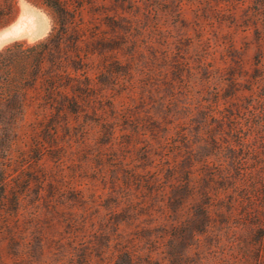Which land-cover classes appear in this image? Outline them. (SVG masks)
Segmentation results:
<instances>
[{
  "label": "rangeland",
  "instance_id": "1",
  "mask_svg": "<svg viewBox=\"0 0 264 264\" xmlns=\"http://www.w3.org/2000/svg\"><path fill=\"white\" fill-rule=\"evenodd\" d=\"M165 1H65L85 93L0 97V264H264V0ZM56 7L0 0V48Z\"/></svg>",
  "mask_w": 264,
  "mask_h": 264
},
{
  "label": "trees",
  "instance_id": "2",
  "mask_svg": "<svg viewBox=\"0 0 264 264\" xmlns=\"http://www.w3.org/2000/svg\"><path fill=\"white\" fill-rule=\"evenodd\" d=\"M67 0H57L56 22L49 33L31 43L24 39L14 40L0 48V97H32L31 90L42 87V91L35 93V97H75L82 96L85 89L82 86H72L75 94H69L64 78L69 77L63 68L61 43L65 34V24L70 17L63 3ZM76 3H88L92 0H72ZM118 3L131 2L133 4L145 2L146 8L165 5V0H113ZM181 1L176 5L181 6ZM58 55V56H57ZM51 62L49 68L45 63ZM34 96V95H33Z\"/></svg>",
  "mask_w": 264,
  "mask_h": 264
},
{
  "label": "bare ground",
  "instance_id": "3",
  "mask_svg": "<svg viewBox=\"0 0 264 264\" xmlns=\"http://www.w3.org/2000/svg\"><path fill=\"white\" fill-rule=\"evenodd\" d=\"M31 24H28L27 21L22 20V21H18L17 23H15L13 26H11L8 30H4L1 35H3V33L5 31L10 32L11 34H16L18 32H20L22 29H30Z\"/></svg>",
  "mask_w": 264,
  "mask_h": 264
},
{
  "label": "clouds",
  "instance_id": "4",
  "mask_svg": "<svg viewBox=\"0 0 264 264\" xmlns=\"http://www.w3.org/2000/svg\"><path fill=\"white\" fill-rule=\"evenodd\" d=\"M12 34L10 33V32H8V31H5L4 33H3V38H8L9 36H11Z\"/></svg>",
  "mask_w": 264,
  "mask_h": 264
},
{
  "label": "snow or ice",
  "instance_id": "5",
  "mask_svg": "<svg viewBox=\"0 0 264 264\" xmlns=\"http://www.w3.org/2000/svg\"><path fill=\"white\" fill-rule=\"evenodd\" d=\"M3 39V35H0V40H2Z\"/></svg>",
  "mask_w": 264,
  "mask_h": 264
},
{
  "label": "crops",
  "instance_id": "6",
  "mask_svg": "<svg viewBox=\"0 0 264 264\" xmlns=\"http://www.w3.org/2000/svg\"><path fill=\"white\" fill-rule=\"evenodd\" d=\"M9 28L5 29V30H8Z\"/></svg>",
  "mask_w": 264,
  "mask_h": 264
}]
</instances>
